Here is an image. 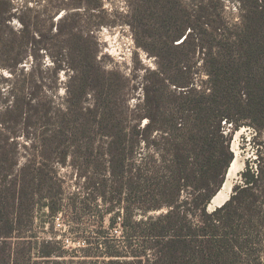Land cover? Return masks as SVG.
Masks as SVG:
<instances>
[{
  "label": "trees",
  "instance_id": "trees-1",
  "mask_svg": "<svg viewBox=\"0 0 264 264\" xmlns=\"http://www.w3.org/2000/svg\"><path fill=\"white\" fill-rule=\"evenodd\" d=\"M237 2L240 18L233 23L226 19L225 0H136L128 24L136 46L154 58L155 69L145 70L142 108L119 112L112 106L116 71L100 67L98 49L89 47L74 23L65 24L66 18L51 23L41 46L31 34L36 25L32 10L0 0V18L9 22L16 17L21 24L12 32L10 47L15 43L33 56L44 48L55 74L71 72L66 107L38 140L35 153L53 151L59 166L69 165L78 176L91 173L84 186L90 191L83 198L98 195L111 205L106 209L114 212L110 226L120 218L114 203H124V246L98 239L94 250L83 248L86 256L103 255L105 264H263L255 249L264 235L261 151L256 150L255 168L246 161L242 183L229 199L208 209L233 160L225 125L232 130L249 125L257 133L264 129V0ZM92 6L102 10L101 0ZM62 23L71 38L67 44L60 39ZM200 73L206 78L198 81ZM88 93H95L91 107L84 104ZM97 135L103 140L98 142ZM4 146L0 140L1 167L7 157ZM141 148L147 152L137 158ZM50 164L36 155L18 173L0 174V264H65L56 259L65 254L56 241H30L21 232L22 215L31 225L41 199L52 215L59 210L55 185L48 181L54 173ZM136 207L143 216L138 220ZM161 209L166 211L147 215ZM24 244H34L45 260L26 259Z\"/></svg>",
  "mask_w": 264,
  "mask_h": 264
},
{
  "label": "rangeland",
  "instance_id": "rangeland-1",
  "mask_svg": "<svg viewBox=\"0 0 264 264\" xmlns=\"http://www.w3.org/2000/svg\"><path fill=\"white\" fill-rule=\"evenodd\" d=\"M13 1L18 8L32 10L31 20L36 25L31 29V34L38 40V45L45 44L44 35H47V28L51 23L55 25L60 18L67 19L65 24L74 23L75 31L87 36L89 47L98 49L97 60L100 67L116 71L117 75L113 76V79L116 80L114 89L117 90L112 103L115 110L121 112L126 107L142 108L144 73L146 69H155V62L152 56H148L145 51L136 46L134 32L128 24L131 6L136 0H101L102 10L92 6L93 0H86L87 3L79 6L75 5L78 0ZM181 1L183 4L190 3V0ZM56 2H59L58 5L61 6L58 11L53 9ZM225 4L226 19L237 23L240 18L237 0H225ZM54 12L56 14H53ZM215 14L217 10L214 11V18ZM101 22H103L102 25H100ZM20 28L21 24L16 17L9 22L0 18V140L7 151L3 166H0V174L8 173L12 176L18 173L22 165L36 155L37 160L49 159L54 173L48 174L50 176L48 181L55 185L52 189L53 198L58 203L59 210L52 215L50 210L43 206L45 199H41L37 202L31 225H26L27 215H22L24 216L22 235L30 241H56L58 245L56 246L65 251L63 258L56 257V259L65 260V264H105L107 257L86 256L83 248L89 247L94 250L95 241L103 238H107L110 243L124 246L120 221L124 212L122 209L124 203H114V210L120 211L118 215L120 218L117 217L114 225L110 226L109 222L114 212H106V209L111 205L101 201L98 195L89 201L83 198L90 191V189H84V186L89 177H93L91 173L87 175L88 177L78 176L69 165L59 166L56 161L57 155L53 151L52 154L50 152L43 154L41 149H38V153H35L37 148L34 146H37L38 140L45 131L53 128L51 124L57 120L59 111L66 107L71 72L60 70L55 74L52 69L53 62L44 48L39 49L35 56L31 54L29 45L27 47L29 50L25 54L15 43L12 49L10 47L14 39L12 32ZM60 28L64 30V35L60 39L67 44L71 38L65 31L66 25L62 23ZM200 58V55L195 57L198 65L202 62ZM56 77L57 80H55ZM205 78L202 73L197 77L198 81ZM94 95L95 93L85 95L86 106L91 107V104L93 106ZM18 104H21L20 111L14 108ZM49 106L51 110L48 109ZM18 112L20 115L17 117ZM47 117L52 120L48 122ZM81 117L83 118V115ZM131 121L134 122L133 119ZM144 123L145 119L141 124ZM225 128V133L230 136V151L233 153V158L235 151H238L242 161L241 169L232 180L228 195L230 197L233 187L242 183L241 172L245 169L246 161L249 160L255 168L254 159L258 155L256 150L264 155V129L261 133H257L249 125L232 130L230 125L226 124ZM96 139L98 142L103 140L99 135ZM146 152V148L139 149L137 158ZM105 177L109 178V176ZM94 179L97 181L100 177L96 176ZM225 179L226 175L224 181ZM57 184L61 186V189H57ZM95 194L93 192L92 196ZM81 199L86 202V206L80 203ZM74 201L76 202L73 204ZM136 208L134 220L143 217L138 211L140 208ZM208 209L213 210L214 207L211 209L208 207ZM165 211V209L151 211L147 215H157ZM100 230L104 233H100ZM258 241L259 243L255 245L256 253L262 256L264 264V235ZM136 244L138 243L135 242ZM34 246V244H24V248L21 247L22 254L26 256V259L42 262L45 258L38 256V250ZM57 247L54 249L60 251Z\"/></svg>",
  "mask_w": 264,
  "mask_h": 264
},
{
  "label": "bare ground",
  "instance_id": "bare-ground-1",
  "mask_svg": "<svg viewBox=\"0 0 264 264\" xmlns=\"http://www.w3.org/2000/svg\"><path fill=\"white\" fill-rule=\"evenodd\" d=\"M238 133V131H237ZM242 161L238 151H235V156L228 168L226 173V179L223 183L222 188L214 195L211 202L209 203V208H213L218 204L222 203L229 195L232 187V180L235 178L236 173L241 169Z\"/></svg>",
  "mask_w": 264,
  "mask_h": 264
},
{
  "label": "water",
  "instance_id": "water-1",
  "mask_svg": "<svg viewBox=\"0 0 264 264\" xmlns=\"http://www.w3.org/2000/svg\"><path fill=\"white\" fill-rule=\"evenodd\" d=\"M222 186H223V183H222V185H221V187H220V189L222 188ZM220 189H218V191L220 190ZM217 191V192H218ZM229 199V196L222 202V203H220V204H218L217 205V207H219V206H221L226 200H228ZM212 200V199H211ZM216 207V206H215ZM215 207H214V209H215Z\"/></svg>",
  "mask_w": 264,
  "mask_h": 264
}]
</instances>
